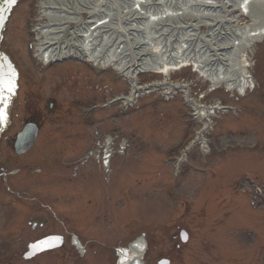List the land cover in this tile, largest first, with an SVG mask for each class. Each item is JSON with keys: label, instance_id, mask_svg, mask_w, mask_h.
<instances>
[{"label": "rangeland", "instance_id": "374dc122", "mask_svg": "<svg viewBox=\"0 0 264 264\" xmlns=\"http://www.w3.org/2000/svg\"><path fill=\"white\" fill-rule=\"evenodd\" d=\"M36 1L21 0L11 14L2 41V48L9 51L16 61L22 81V95L13 110V126L8 134H13L18 130L20 118L25 114V103H22L21 97L33 95L32 99L30 97L28 99L30 107L35 106L44 113L47 107L44 101L47 97H54L57 101L58 111L68 117L75 113L74 106L70 108L71 102H79L81 99L96 94L115 95L124 87L122 83L124 78L117 73V68L113 64V67L107 66L105 70H92L91 82L95 81L96 85L91 86L90 90L84 89L85 83H89V76L86 73H90L89 69L85 67L86 65L72 61L39 70L35 62L29 59L30 52L26 47L31 38L27 37L26 23L30 18L37 17ZM118 1L116 0L114 3L117 5ZM234 1L241 3V9L232 11L233 16L239 15L237 20L240 22L233 23L231 29L237 30L240 35L242 32L238 28L246 27L251 21L246 16H240L242 12L248 11L247 0ZM252 7L253 11L257 10L254 5H251ZM117 8L121 14L122 5L114 6V9ZM216 10L204 11L212 19L205 21L212 23V28L217 26L215 21L224 17L222 10ZM166 13L169 14L166 20L168 19L170 24L177 21L179 23L181 17L194 20L197 15L194 11L185 10L181 5H172ZM230 18L231 16L226 20H230ZM262 21L264 19L257 24L258 27ZM225 28L228 29V27ZM189 31L190 29L175 31V37L172 39L188 38V35L192 34ZM201 31L202 36L207 37V34L210 35V26L203 27ZM233 35L232 37H235ZM169 43L166 40L161 41V45L166 48ZM152 46L154 47L156 44L150 43L149 47ZM169 50L162 53L156 49L155 56L159 59V65H162L164 61H169L166 57L169 53L168 57L172 55L171 49ZM233 52L234 61L231 62V66L227 65L226 69L222 67V72L226 74L240 70L239 61L247 59L249 64L247 73L251 76L253 85L257 84L264 89V39L254 42L241 58L238 57L236 51ZM201 55L204 57L205 54H198V56ZM76 68L81 70L76 74L78 79L70 82L66 79L65 74L70 69ZM220 71L219 69V73ZM135 75L141 83H146V85L156 82L157 85L167 87L177 83L176 93L178 95L175 94V102L164 101L159 92L164 91L165 88L158 86L159 88L151 91L150 94L139 97L141 106L139 111L128 109L126 112L121 111V116L114 118L112 113L115 112V109H110L104 115H95L98 120L96 125L91 128L82 127L83 131L78 128L77 131L86 132L87 137L96 130L102 133L121 131L126 133V136L128 133L129 135L134 133L127 136L129 138H138L137 145L131 146L128 151L130 154L120 158L121 164L124 166L120 170V174H123L124 177L118 175L115 180L118 182L113 183L115 192L111 193L110 205L106 199L102 200L101 198L98 206L88 202L87 198L90 194L95 196V193L102 191L105 187L104 182L102 184L97 180L92 182V179H84L75 183L65 181L59 190H55L53 178L50 177L52 174L49 175L48 169L45 172L49 177L40 181L39 184L37 183L38 185L35 184L36 175L33 172L26 176L19 175L13 179L20 188L30 189L28 195H39L44 198L40 202L41 205L50 204V208L55 209L57 217L48 211L51 218L43 220L42 229H48V227L59 229L61 226L74 229L85 246L84 248L88 249L80 262H71L69 255L63 254V250H60L61 252L55 250L42 255L36 262L39 261L41 264H111L109 262L112 254L110 247H113L118 238L127 237L128 232L132 234L139 228L148 227L149 232H153L155 236V242L151 243L152 245L145 255L148 264H155V257L159 252L170 246L172 242H176L174 234L179 228L186 229L190 233V239L179 249H173L175 257L173 264H264V211L258 207L249 206V202L238 191L230 188L231 182L239 178L242 180L245 176L244 172L253 170L254 173H250L249 176L259 178L261 185H264V98L256 96L255 90L247 89L246 96L242 97L236 90L231 91L222 85L216 88L202 72L194 68L193 64L170 71L169 75H162L156 69L137 72ZM101 79L105 82L101 83ZM184 88L189 89L195 100L204 105L232 104L238 107L237 111L241 114L238 118L231 117L232 114L221 118L216 114L213 130L205 133L211 154L204 155L205 152L196 147L190 152L189 157L197 167L209 164L210 155L220 157V159L211 165V176L207 178L206 175H201L195 169L194 172L184 169L185 171L181 173V177L176 183L179 189V199L172 200L173 198L168 193L161 192L160 188L163 186V182L167 181L166 175L169 168L163 160L166 158L169 160L171 156L167 155L175 154L177 147L181 144L177 143L189 135L191 126L194 127L182 115L186 108L183 109L178 103L182 98L181 90ZM154 96L157 98L155 99ZM161 111H163L162 114H160ZM51 120L54 118L51 117L49 121H46L44 132H68L67 125H57L55 120L52 122ZM259 120L263 125L262 129L257 130L253 126ZM95 127L96 129H94ZM248 130L253 133H249ZM39 157H42L41 153L30 152L20 157L19 161L38 160ZM215 169L218 170L216 176L213 173ZM235 171L240 174H233ZM127 174L130 177L135 174L139 175L140 184L135 188V190H139V194L134 197L125 192L129 181V178H126ZM87 177L92 176L88 173ZM209 177H214L213 179L220 183L215 185L216 189L211 190L213 195L208 193L211 198H214L213 203L207 197L205 190V184H209ZM116 191H123L119 198ZM119 200L122 202L120 203ZM40 203L33 201L29 203V206L22 203L16 205L15 211L20 213L21 218L9 220L5 233H0V264H12L10 260L18 258L17 253L23 246V235L31 230L29 226L34 222V219L41 221L38 218L28 217V213L31 212L29 207L40 206ZM183 204L189 207L188 212H184ZM101 208L107 209L108 214L113 215L112 218L104 220L96 216L97 214L101 216ZM43 214L40 215L43 216ZM35 233L32 232L31 235ZM69 240L67 238L66 248L69 247ZM105 245L109 247H105ZM2 256L3 258L8 257V260H4Z\"/></svg>", "mask_w": 264, "mask_h": 264}, {"label": "bare ground", "instance_id": "6f19581e", "mask_svg": "<svg viewBox=\"0 0 264 264\" xmlns=\"http://www.w3.org/2000/svg\"><path fill=\"white\" fill-rule=\"evenodd\" d=\"M119 1L117 5L123 8L121 14L118 8L114 9L117 6L114 3L116 0H40L42 23L37 30V40L41 58L48 61L75 53L93 62H111L118 70H124L132 76H136L137 72L155 69L162 75H169L170 71L193 64L215 86L225 84L227 89L236 90L239 94L251 87L253 82L247 73V59L239 61L240 71L235 76L224 74L220 68L223 65L231 66L234 61L233 51L241 58L249 46L264 38V21L257 26L264 19V0H247L248 11L242 13L253 19V23L244 29L239 27L240 32L244 31L240 35L231 29L233 23L240 22L237 20L239 15L233 16L232 11L241 9V3L234 0ZM172 5H181L197 15L194 20L181 17L179 23L170 24L166 20L169 15L166 11ZM251 5L257 10L253 11ZM216 9L222 10L224 17L215 21L217 26L212 28V23L205 22L212 20L205 12ZM229 16L230 20H226ZM205 26H210V35L207 34V37H203L201 31ZM188 29L192 33L188 38L172 39L175 31ZM163 40L168 43L171 41L167 48L161 45ZM150 43L156 44L155 48L149 47ZM156 49L162 53L171 49L172 55H165L169 61L159 65V59L155 56ZM201 53L205 54L204 57L198 56ZM142 248L143 243L139 241L135 243L136 252L134 248L133 252L139 254ZM128 264L139 262L134 258Z\"/></svg>", "mask_w": 264, "mask_h": 264}, {"label": "snow or ice", "instance_id": "6c2138e0", "mask_svg": "<svg viewBox=\"0 0 264 264\" xmlns=\"http://www.w3.org/2000/svg\"><path fill=\"white\" fill-rule=\"evenodd\" d=\"M10 3L15 4L16 0H9ZM13 81L9 78L8 80H4L0 78V90L2 91H7V92H12L13 91ZM161 264H167L166 261H162Z\"/></svg>", "mask_w": 264, "mask_h": 264}]
</instances>
